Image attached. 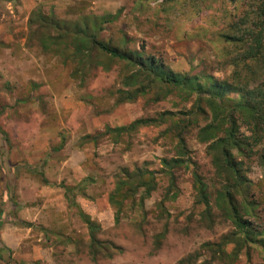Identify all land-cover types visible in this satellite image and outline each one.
<instances>
[{"label":"rangeland","instance_id":"obj_1","mask_svg":"<svg viewBox=\"0 0 264 264\" xmlns=\"http://www.w3.org/2000/svg\"><path fill=\"white\" fill-rule=\"evenodd\" d=\"M36 9L65 21L117 13L99 38L173 72L216 78L226 71L217 35L233 11L226 0H0V264H264V137L249 157H239L242 195L233 189L253 206L243 215L252 241L238 255L234 243L219 252L206 243L234 226L215 204L225 181L197 138L208 109L155 83L118 102L126 91L122 64L95 53L81 68L43 47L48 32L29 25ZM139 117L155 121L119 135L108 130ZM180 138L186 166L173 168L170 178L160 160L178 152ZM136 169L154 175L148 195L133 192L135 181L122 182L123 171ZM194 173L206 185L207 209ZM65 187L93 221L96 242Z\"/></svg>","mask_w":264,"mask_h":264},{"label":"trees","instance_id":"obj_2","mask_svg":"<svg viewBox=\"0 0 264 264\" xmlns=\"http://www.w3.org/2000/svg\"><path fill=\"white\" fill-rule=\"evenodd\" d=\"M226 1L232 5L233 11L227 15L228 19L223 22L217 35L222 39L218 51L223 55L222 65L226 70L220 78L203 72L176 73L139 50L120 48L110 41L102 40L99 35L103 30V23L113 21L117 13L81 14L73 20L65 21L55 18L51 11L45 14L36 9L30 13L29 25L34 26L36 31L48 32L49 38L42 40L43 47L54 50L64 59L77 60V65L83 64L81 68L92 61L95 53L119 61L126 72L120 79L122 88H126V91L122 92L118 102L136 99L155 83L166 86L170 92L175 91L181 99L193 97L194 106L199 111L203 112L205 107L208 109L210 120L199 126L197 138L207 144L213 166L225 181L224 189L218 192L215 204L231 220L234 232L217 243L206 245L217 246L219 252H224L227 243H234L235 249L231 252L238 255L240 248L252 241L248 237L249 232H252L249 228L250 221L243 215H251L253 211V206L250 204L251 207H248L245 198L240 201L235 198L244 181V160L239 157H249L253 147L264 137V0ZM153 121V118L139 117L127 125L108 130L119 135L121 131L136 129ZM242 126L245 128L243 131ZM178 143L179 150L174 156L160 160L164 174H168L170 178L173 168L186 166L183 159L187 152L186 145L181 138ZM123 174L124 184L136 182L132 185L133 192L141 189L148 195L155 187L151 171L125 170ZM193 176L198 201L207 209L209 199L206 185L196 173ZM122 182H119L120 185ZM234 188L236 192L233 191ZM64 196L71 206L78 208L88 227L91 242H96L93 221L81 210L73 189L65 187ZM110 202L114 204L112 197ZM114 222H119L117 211ZM1 249L0 246V253Z\"/></svg>","mask_w":264,"mask_h":264}]
</instances>
